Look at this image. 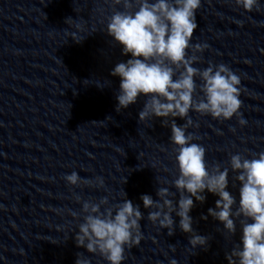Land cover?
I'll list each match as a JSON object with an SVG mask.
<instances>
[{
  "label": "clouds",
  "instance_id": "obj_1",
  "mask_svg": "<svg viewBox=\"0 0 264 264\" xmlns=\"http://www.w3.org/2000/svg\"><path fill=\"white\" fill-rule=\"evenodd\" d=\"M234 2L249 13L261 8L260 0ZM112 4L122 5L123 10H115L108 17L106 34L122 46V55L131 56L126 62L117 63L110 72L111 76L120 78L116 111L135 104L141 95L147 97L138 113V121L160 118L163 127H170V140L175 145L179 174L171 185L176 192L169 187H159L158 199L142 195L144 209H152L147 219L172 236L177 228L175 213L179 217V229L189 234L190 247L207 251L211 237L200 235L193 228L190 215L195 202L206 201L204 193L207 191L219 199L215 208H209L201 219L211 216L219 221L227 233L226 239L235 236L237 220L240 224V241L225 252L228 264H264V152L252 153L251 158L232 154L229 167L222 168L220 163H215L210 168L206 149L194 143L197 137L187 131L190 127H199L191 119L190 111L220 120L239 116L241 126L247 123L239 113L242 107L240 76L223 63L209 62L204 69L193 66L200 62L196 53L208 47L207 44H191L198 27L196 13L201 0H112ZM83 39L73 40L79 43ZM190 49L192 55L188 54ZM196 78L200 80L199 85ZM176 118L185 123L178 125ZM230 170L237 173L235 181L240 185L238 204L227 190ZM64 179L72 186L92 184V181L82 180L76 172ZM96 181L103 186L102 178L97 177ZM177 193L178 201L170 198ZM123 197L122 202L111 206H107V197L98 203L83 201L81 210L85 215L74 237L77 247L100 255L108 264H122L126 248L139 245L143 238L140 222L144 215L140 205L127 199L124 191ZM102 206L107 207L102 211ZM75 264H91V261L83 253H77ZM170 264L177 262L173 259Z\"/></svg>",
  "mask_w": 264,
  "mask_h": 264
}]
</instances>
